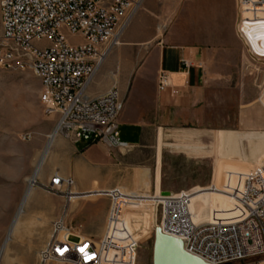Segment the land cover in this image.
Instances as JSON below:
<instances>
[{
	"label": "built area",
	"instance_id": "built-area-1",
	"mask_svg": "<svg viewBox=\"0 0 264 264\" xmlns=\"http://www.w3.org/2000/svg\"><path fill=\"white\" fill-rule=\"evenodd\" d=\"M140 2L0 0V67L35 73L41 81V102L49 114L58 116L59 135L89 144L105 143L112 149H130L119 136L124 99L118 86L114 84L95 97L89 96L88 89ZM237 2L246 28L264 26V0ZM73 38L80 42H71ZM181 64L187 72L194 66L187 59ZM170 88V74L161 72L159 91ZM28 188L65 198L63 213L52 223L50 239L38 254L39 264H135L141 243L135 242L124 217L127 211L149 206L154 211L155 229L160 227L163 233L180 239L188 253L206 263L264 264V164L236 174L235 183L228 182L223 190L231 207L214 210L206 222L194 220L190 207L195 193L191 189L152 196L109 189L103 192L111 206L105 235L99 240L83 238L68 223L70 201L78 195L72 177L55 173L46 182L30 178ZM82 248L92 259L86 258Z\"/></svg>",
	"mask_w": 264,
	"mask_h": 264
},
{
	"label": "rangeland",
	"instance_id": "rangeland-1",
	"mask_svg": "<svg viewBox=\"0 0 264 264\" xmlns=\"http://www.w3.org/2000/svg\"><path fill=\"white\" fill-rule=\"evenodd\" d=\"M141 1L140 12L155 23V31L161 35L175 22L178 6L191 0ZM218 1L221 0H201ZM235 31L243 55L232 57L231 74L226 80L222 79L221 84L215 87L210 86L209 101L198 123L163 129L159 134V144L158 135H155L152 145L130 152L113 151L112 163L100 171V181L93 187L75 179V192L83 199L77 197L69 204L68 223L72 226L73 222L74 230L77 229L76 214L71 209L106 199L109 212L110 199L103 195L109 189L121 188L126 194L152 196L161 195V192L178 193L190 189L195 192L211 187L222 160L209 154L196 155L189 152L186 146L200 143L209 153L215 131L264 132V113L260 111L264 96V36L256 35V29L246 28L241 21L239 8ZM1 37L0 23V41ZM71 42L79 43L80 39L73 38ZM252 42H256L259 52L252 47ZM41 89V81L34 72L7 71L0 67V251L27 192L28 181L58 124V116L49 114L41 102ZM61 137L64 136L58 134L57 139ZM244 145H247L246 141ZM65 153L67 155V149ZM51 159L44 164L39 177L41 181H49L58 173L53 170L54 158L53 161ZM63 163L67 164V156ZM144 169L149 170L150 181L143 179ZM35 192L38 197L31 206L36 207L35 212L38 213L33 216L39 218L46 215L49 218V240L52 223L63 213L65 198L42 189H35ZM124 219L135 242L141 243L135 264H153L156 230L153 208L149 206L141 211H127ZM34 222L37 223V219ZM75 232L78 233V230ZM114 233L118 237L121 235ZM35 236L22 238V232L18 231L16 238L8 245L4 264H39Z\"/></svg>",
	"mask_w": 264,
	"mask_h": 264
},
{
	"label": "crops",
	"instance_id": "crops-1",
	"mask_svg": "<svg viewBox=\"0 0 264 264\" xmlns=\"http://www.w3.org/2000/svg\"><path fill=\"white\" fill-rule=\"evenodd\" d=\"M141 8L142 5L119 33V42L110 48L88 89L89 96L95 97L114 84L118 86L124 99V110L119 116V136L130 145L129 150H122L127 152L152 145L155 135H158L159 144L163 129L198 123L209 101L210 86L215 87L222 79L226 80L231 74L232 57L243 55L235 31L237 0L183 2L177 8L175 22L161 35L155 31V23L140 12ZM256 30V35L264 36L263 26ZM255 43L252 42V47L259 52ZM183 59L194 64L188 72L181 64ZM161 72L169 73L172 79V88L164 92L158 89ZM260 111L264 113L262 102ZM224 132L237 131H215L211 148L216 142L215 134ZM57 137L48 158L50 160L51 155V161L54 158L53 170L62 176L84 181L87 186L99 183L100 171L112 163V152L118 150L105 143L89 144L84 140ZM196 147L205 150L200 143L189 144L186 149L191 152ZM66 156L67 164L63 163ZM146 171L150 181L149 170ZM37 197L35 190L27 199L25 194L21 206L24 200L26 202L22 209L20 206L22 211L20 213L19 209L13 222L15 231L10 241L16 238L18 231L22 232V238L36 235L35 248L40 252L48 241L50 221L46 215L34 218L33 214L38 212L31 203ZM108 205L104 199L72 208L76 214L75 231L78 230L79 234L80 229L83 238L101 239L105 235ZM8 245L3 251L2 247V253L0 251L2 264L6 260Z\"/></svg>",
	"mask_w": 264,
	"mask_h": 264
},
{
	"label": "bare ground",
	"instance_id": "bare-ground-1",
	"mask_svg": "<svg viewBox=\"0 0 264 264\" xmlns=\"http://www.w3.org/2000/svg\"><path fill=\"white\" fill-rule=\"evenodd\" d=\"M141 4L142 1L139 3L138 9L141 7ZM118 37L119 35L116 38L117 43L119 42ZM261 102L264 107V97L261 99ZM58 134V130L56 129L53 135H51L48 147L40 156V159L36 164L35 172L31 179L35 180L41 176L44 164L46 163L50 155V147L55 139V136H57ZM215 137L216 142L210 149L209 153H206L205 150L199 147L191 149V153H195L199 156H205L209 154L214 157L220 158L223 162L221 163L219 172L213 180L212 186L194 192L195 195L190 209L194 214V220L196 222L208 221L210 219L211 213L216 209L224 210L230 208L232 205L231 199L229 196L223 193L225 185L228 182L235 183L236 174L253 170L264 164L263 131H253L248 133L224 132L215 134ZM244 140L247 141L246 146L244 145ZM147 174L148 172L146 171V169L142 170V177L145 181H147L148 178ZM31 191L32 189H27L25 199L28 198ZM160 194H164V192H161ZM77 197L83 199L80 195L73 196L70 203L73 200H76ZM25 202L26 200H24L21 209L25 205ZM21 209L20 213L22 211ZM14 231L15 223L10 229L9 235L6 239L2 251L6 249L9 241L14 235ZM0 264H2L1 256Z\"/></svg>",
	"mask_w": 264,
	"mask_h": 264
},
{
	"label": "water",
	"instance_id": "water-1",
	"mask_svg": "<svg viewBox=\"0 0 264 264\" xmlns=\"http://www.w3.org/2000/svg\"><path fill=\"white\" fill-rule=\"evenodd\" d=\"M164 194H170L164 192ZM153 264H208L184 249L183 242L157 227L153 246Z\"/></svg>",
	"mask_w": 264,
	"mask_h": 264
},
{
	"label": "snow or ice",
	"instance_id": "snow-or-ice-1",
	"mask_svg": "<svg viewBox=\"0 0 264 264\" xmlns=\"http://www.w3.org/2000/svg\"><path fill=\"white\" fill-rule=\"evenodd\" d=\"M81 252H84V253H85V256H86L87 259H89V260L92 259V257L87 256V253L85 252V249L82 248V249H81Z\"/></svg>",
	"mask_w": 264,
	"mask_h": 264
}]
</instances>
